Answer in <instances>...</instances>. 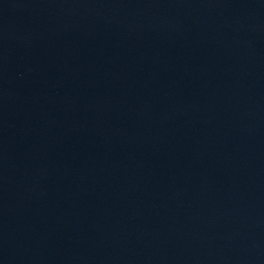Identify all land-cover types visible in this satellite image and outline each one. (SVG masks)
<instances>
[{"label":"water","instance_id":"obj_1","mask_svg":"<svg viewBox=\"0 0 264 264\" xmlns=\"http://www.w3.org/2000/svg\"><path fill=\"white\" fill-rule=\"evenodd\" d=\"M0 264H264V0H0Z\"/></svg>","mask_w":264,"mask_h":264}]
</instances>
